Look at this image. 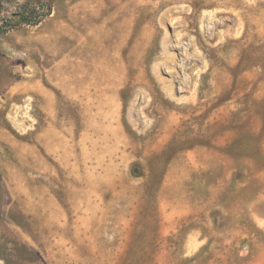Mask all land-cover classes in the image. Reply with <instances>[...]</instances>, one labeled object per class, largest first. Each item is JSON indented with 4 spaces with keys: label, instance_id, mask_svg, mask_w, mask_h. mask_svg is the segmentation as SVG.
<instances>
[{
    "label": "rangeland",
    "instance_id": "obj_1",
    "mask_svg": "<svg viewBox=\"0 0 264 264\" xmlns=\"http://www.w3.org/2000/svg\"><path fill=\"white\" fill-rule=\"evenodd\" d=\"M50 2L0 30V264H264V0Z\"/></svg>",
    "mask_w": 264,
    "mask_h": 264
},
{
    "label": "trees",
    "instance_id": "obj_2",
    "mask_svg": "<svg viewBox=\"0 0 264 264\" xmlns=\"http://www.w3.org/2000/svg\"><path fill=\"white\" fill-rule=\"evenodd\" d=\"M51 2L50 0H28L24 2L17 12L14 14L15 20L10 19V22L5 21L6 24L0 25V30L10 29L17 24H38L46 15L50 13ZM1 30V31H3ZM148 264H153L152 261L147 262Z\"/></svg>",
    "mask_w": 264,
    "mask_h": 264
}]
</instances>
